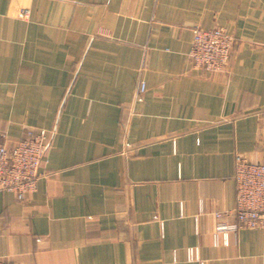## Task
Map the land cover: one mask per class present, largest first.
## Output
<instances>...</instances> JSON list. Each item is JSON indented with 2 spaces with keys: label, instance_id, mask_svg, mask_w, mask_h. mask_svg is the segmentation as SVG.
<instances>
[{
  "label": "crops",
  "instance_id": "1",
  "mask_svg": "<svg viewBox=\"0 0 264 264\" xmlns=\"http://www.w3.org/2000/svg\"><path fill=\"white\" fill-rule=\"evenodd\" d=\"M195 26L234 34L226 71L192 64ZM28 128L51 142L0 191L10 264H264V227L222 232L237 156L264 163V0H0V130Z\"/></svg>",
  "mask_w": 264,
  "mask_h": 264
},
{
  "label": "built area",
  "instance_id": "2",
  "mask_svg": "<svg viewBox=\"0 0 264 264\" xmlns=\"http://www.w3.org/2000/svg\"><path fill=\"white\" fill-rule=\"evenodd\" d=\"M27 14V9L21 10L22 16ZM235 43L234 34L224 27L195 26L188 55L197 68L212 73L223 72L227 70ZM145 89L146 84L142 81L137 97H141ZM50 142L51 134L45 128H28L26 135L15 144H10L8 134L0 130V191L13 192L18 199H26L43 175L42 163ZM235 179L234 217L222 229L226 243L232 230L264 227V163L238 155ZM215 215L220 218L223 212ZM187 255L191 261L200 260L198 247L188 248ZM0 264L10 263L0 258Z\"/></svg>",
  "mask_w": 264,
  "mask_h": 264
}]
</instances>
